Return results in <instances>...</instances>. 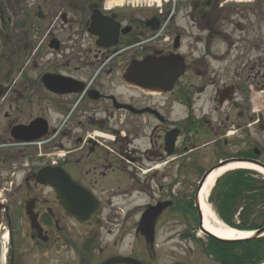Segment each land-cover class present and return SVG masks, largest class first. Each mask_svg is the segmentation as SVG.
Here are the masks:
<instances>
[{
	"label": "flooded vegetation",
	"instance_id": "flooded-vegetation-1",
	"mask_svg": "<svg viewBox=\"0 0 264 264\" xmlns=\"http://www.w3.org/2000/svg\"><path fill=\"white\" fill-rule=\"evenodd\" d=\"M144 1L33 0L16 22L22 60L0 78L6 264H204L189 246L205 242L212 264L264 260L202 236L197 206L219 161L264 164V0Z\"/></svg>",
	"mask_w": 264,
	"mask_h": 264
},
{
	"label": "rangeland",
	"instance_id": "rangeland-1",
	"mask_svg": "<svg viewBox=\"0 0 264 264\" xmlns=\"http://www.w3.org/2000/svg\"><path fill=\"white\" fill-rule=\"evenodd\" d=\"M31 1H33V0H28V2H27V0H21V1L19 0L18 2L15 3L13 0L12 1L13 2L12 7H10V6H6V0H0V16L3 18V24L0 25V29L3 30L2 36L0 37V78L7 76V73H9V72H11L13 74V72L15 71V70H8L6 68V66H5L6 61L7 62L10 61V62L14 63V62H20L22 60L21 56L18 54V50L21 49V44H22V42H20V40H19V38H20L19 36L25 37L24 34H21V31H22L21 24H23V22L20 21V25L16 24V22L19 21V19H22L23 15L31 14L32 11L35 12L36 6ZM15 12H17L16 15L14 14ZM18 13L21 14V16L19 18H18ZM10 14H11V17H10ZM9 17L12 19L11 22L9 20ZM29 20H31V18ZM35 24H36V22L34 20V25ZM7 31H8V37H7ZM32 39L33 38H29L30 41ZM7 40H9L8 41L9 46H7ZM16 42H17V44H15ZM10 47H11V49H12V47L14 49L11 50ZM17 48H18V50H17ZM14 50H15V52H14ZM20 52L24 53L23 49ZM263 136H264V134H263ZM236 150H239V148L237 147ZM263 160H264V157H263ZM203 162H206V160L203 159ZM246 172H248V173L251 172L254 176V177L251 176V178L256 180V181L261 182L264 180V174H262V173H259L256 171L252 172V170H248V171L246 170ZM223 179H224V177L219 179L217 183H221L223 181ZM212 197L213 196H211V198L209 197L208 203L211 205V207L214 210H216L215 204H213L211 201ZM244 204H245V202L242 203V205H244ZM239 206H241V204ZM246 208H247V206L245 207V209ZM250 211H252V213H245V215L243 217V220L245 221V223L248 222V223L254 224L256 226L261 224L262 220H264V204H259L256 207H253L248 212H250ZM232 219H233V222L235 224H238V221L241 222V219H240V217H238L237 212H236V216L233 217ZM201 235H202V233H201ZM262 241L264 242V239ZM189 247L191 249V252L189 251L190 258L198 257L199 259L204 260V264H212L211 259H209V256H207V253L205 251V249L207 247L206 242H205V244H203L202 247H201V244L199 246L190 245ZM240 251H244V253H245V251H246V253H251V251L247 247L240 248L238 251L236 250L235 252H240ZM261 253H264V248L260 252H258L257 254L259 255ZM215 262L217 263L216 260H215Z\"/></svg>",
	"mask_w": 264,
	"mask_h": 264
},
{
	"label": "trees",
	"instance_id": "trees-1",
	"mask_svg": "<svg viewBox=\"0 0 264 264\" xmlns=\"http://www.w3.org/2000/svg\"><path fill=\"white\" fill-rule=\"evenodd\" d=\"M213 198L217 202L220 214L228 223L240 229H255L256 225H248L243 221V217L245 213H252L248 211L253 207L264 204V181L259 182L252 179L248 172L236 171L223 179ZM242 202H245L240 213L242 224L234 225L231 217Z\"/></svg>",
	"mask_w": 264,
	"mask_h": 264
},
{
	"label": "bare ground",
	"instance_id": "bare-ground-1",
	"mask_svg": "<svg viewBox=\"0 0 264 264\" xmlns=\"http://www.w3.org/2000/svg\"><path fill=\"white\" fill-rule=\"evenodd\" d=\"M236 169H250L264 174V170L256 165L247 162H234L229 163L215 171H213L206 179L202 188L198 192V199L200 204V209L203 216V226L206 231L218 237L220 239H235L240 237H246V232L236 231L226 225L220 217L217 216L214 209L208 203V196L212 187L214 186L216 180L223 174L236 170ZM5 259L0 258V263Z\"/></svg>",
	"mask_w": 264,
	"mask_h": 264
},
{
	"label": "water",
	"instance_id": "water-1",
	"mask_svg": "<svg viewBox=\"0 0 264 264\" xmlns=\"http://www.w3.org/2000/svg\"><path fill=\"white\" fill-rule=\"evenodd\" d=\"M232 161H237V160L224 161V162H221L220 164H218L216 167L218 168V167L223 166V165H225V164H227V163H229V162H232ZM238 161H247V162H249V163H253V164H256V165H258V166L264 168V165H261V164H259V163L256 162V161H252V160H238ZM216 167H215V168H216ZM47 171H48L47 169H44V170H42L39 174H44V173H46ZM211 171H212V169L209 170V171L206 173V175H208ZM202 182H203V181H201V184H202ZM47 183L53 185V183H52L51 180H48ZM204 232H205L206 234L210 235L208 232H206V231H204ZM263 232H264V227H263L262 229H260L259 231H257V232L253 235V238L259 236V235H260L261 233H263ZM220 241H222V242H230L229 240H220Z\"/></svg>",
	"mask_w": 264,
	"mask_h": 264
}]
</instances>
